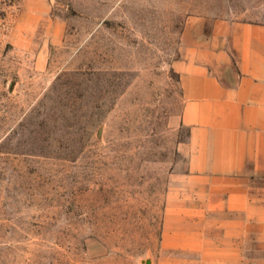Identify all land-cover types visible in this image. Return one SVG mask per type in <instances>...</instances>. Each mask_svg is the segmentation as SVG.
Listing matches in <instances>:
<instances>
[{
	"label": "rangeland",
	"instance_id": "1",
	"mask_svg": "<svg viewBox=\"0 0 264 264\" xmlns=\"http://www.w3.org/2000/svg\"><path fill=\"white\" fill-rule=\"evenodd\" d=\"M192 18L264 24V0H0V264H203L165 247L203 200L181 152Z\"/></svg>",
	"mask_w": 264,
	"mask_h": 264
},
{
	"label": "crops",
	"instance_id": "2",
	"mask_svg": "<svg viewBox=\"0 0 264 264\" xmlns=\"http://www.w3.org/2000/svg\"><path fill=\"white\" fill-rule=\"evenodd\" d=\"M181 44V152L203 200L165 247L203 264H264V24L192 18Z\"/></svg>",
	"mask_w": 264,
	"mask_h": 264
}]
</instances>
